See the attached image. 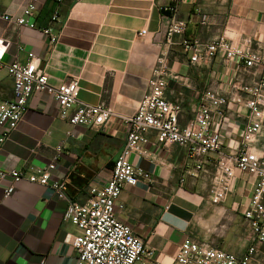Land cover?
Masks as SVG:
<instances>
[{"label": "crops", "instance_id": "1", "mask_svg": "<svg viewBox=\"0 0 264 264\" xmlns=\"http://www.w3.org/2000/svg\"><path fill=\"white\" fill-rule=\"evenodd\" d=\"M27 2L0 0V40L10 44L5 61L25 62L26 53L17 48L23 46L41 58L50 84L76 79L82 102L104 103L118 115H134L165 48L169 14L164 8L173 0H40L38 29L3 20L6 14L21 15ZM180 18L187 22L188 39L207 43L224 34L235 44L252 38L264 46V0H187ZM44 29L58 37L56 44L50 43ZM142 30L147 34L140 36ZM170 68L165 98L181 106L182 125L192 120L206 90H228L234 77L245 84L252 80L251 74L221 56L207 65L192 64L178 46L172 50ZM12 98V78L0 70V104ZM245 123L246 111L230 105L220 128L227 151L239 148ZM147 137L148 155H133L130 162L148 178L123 189L120 219L161 264H178L176 255L187 239L243 256L251 245L243 210L255 178L236 172L232 192L214 204V161L198 169L185 148L159 146L154 132ZM125 144V134L115 121L100 130L72 127L60 116L53 98L35 94L17 130L0 146V169L45 168L61 146L54 178L66 181L70 199L85 202L90 188L111 177ZM263 149L264 136L255 144L259 153ZM8 183L0 182V264H75L76 252L66 241L67 234L77 233L64 221L68 202L52 188L28 181L17 184L12 196L5 198ZM263 250L258 247L252 264H264Z\"/></svg>", "mask_w": 264, "mask_h": 264}, {"label": "built area", "instance_id": "2", "mask_svg": "<svg viewBox=\"0 0 264 264\" xmlns=\"http://www.w3.org/2000/svg\"><path fill=\"white\" fill-rule=\"evenodd\" d=\"M187 0H173L164 8L169 14L166 31V45L157 58L148 88L142 97L136 113L132 116L116 114L106 104L91 105L79 99V83L76 79L54 86L49 82L42 60L25 47L18 45V51L26 53L27 60L7 63L5 56L10 44L0 40V70H6L13 81V98L0 104V146L10 140L29 108L35 94L45 93L53 98L60 110V116L72 127L100 130L116 122L123 130L126 144L115 162L111 177L100 187L89 190L85 202L72 200L66 193V181L54 178L62 154V147L45 168L27 170H1L0 182H7L4 196L9 198L16 185L22 181L52 188L61 200L68 202L64 221L72 224L76 234H67L76 252L75 264H161L154 259L153 250L147 249L142 238L131 226L123 222L119 214L124 210L120 203L126 187H135L140 178H148L135 169L130 162L133 155L146 157L144 145L149 142L147 134H156L157 144L162 147L179 145L187 150L188 157L197 162V168L209 160L214 161L215 176L211 186V200L220 204L232 192L236 172L255 178L254 188L243 216L251 230V245L243 256L214 248L192 239L184 241L176 255L178 264H252L258 247H264V149L255 150V144L264 136V46L261 42L245 38L235 44L224 34L213 41L201 43L185 37L187 22L180 18V8ZM40 0H28L19 16H2L9 24L19 28L38 29L36 17ZM207 19L202 18L203 25ZM43 33L51 44L58 37L50 29ZM147 34L146 30L140 36ZM175 46L181 47L192 64H210L221 56L227 62H234L238 70L252 75L245 84L238 77L230 89L206 90L199 106L186 125L181 124L182 108L166 100L170 60ZM230 105L246 111V123L241 133L239 148L235 152L225 149L220 128Z\"/></svg>", "mask_w": 264, "mask_h": 264}, {"label": "rangeland", "instance_id": "3", "mask_svg": "<svg viewBox=\"0 0 264 264\" xmlns=\"http://www.w3.org/2000/svg\"><path fill=\"white\" fill-rule=\"evenodd\" d=\"M260 260L264 261V250H263V254L260 255Z\"/></svg>", "mask_w": 264, "mask_h": 264}]
</instances>
